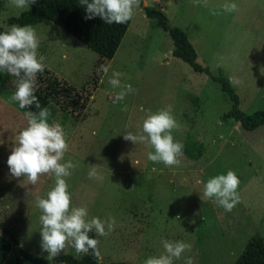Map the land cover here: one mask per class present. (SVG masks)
Instances as JSON below:
<instances>
[{
    "label": "rangeland",
    "instance_id": "obj_1",
    "mask_svg": "<svg viewBox=\"0 0 264 264\" xmlns=\"http://www.w3.org/2000/svg\"><path fill=\"white\" fill-rule=\"evenodd\" d=\"M233 2L239 10L225 14L221 6ZM147 5L164 10L170 22L188 34L200 64L214 75L222 72L240 81L232 85L243 111L264 109V0H201L198 6L192 0H143L115 56L105 63L55 22L31 25L45 65L92 97L81 118L55 104L48 107L67 136L69 150L62 163L75 165L65 178L72 206L86 205L89 219L115 217L112 237L93 230L104 264H144L164 252L162 240L192 245L174 264H185L188 257L194 264H236L252 238L264 242V124L250 129L234 119L224 120L232 107L228 94L210 75L176 56L177 45L146 15ZM28 9L0 0V29L19 25L9 19ZM103 64L110 65L107 74ZM113 71L122 74V86L130 84L135 90L119 103L114 100L121 88L109 83ZM15 90L16 78L0 71V232L15 234L28 252L48 258L41 247L42 212L36 200L47 198L55 178L42 175L31 185L10 173L8 157L27 127L25 112L11 99ZM168 106L180 125L172 134L183 144L181 162L172 167L148 160V153L154 152L150 145L124 139L127 132L143 134L149 112ZM94 165L102 179H89ZM229 170L240 179L241 198L230 212L215 198L203 197L204 183ZM258 246L255 240L250 250ZM61 254L84 255L71 245ZM4 264H17L14 250Z\"/></svg>",
    "mask_w": 264,
    "mask_h": 264
},
{
    "label": "clouds",
    "instance_id": "obj_2",
    "mask_svg": "<svg viewBox=\"0 0 264 264\" xmlns=\"http://www.w3.org/2000/svg\"><path fill=\"white\" fill-rule=\"evenodd\" d=\"M36 0H11L19 9H28ZM195 6L201 0H192ZM86 6L85 19L100 17L107 24H125L134 15L140 0H81ZM225 14L238 11L236 3H225L221 6ZM217 14L216 12L212 13ZM40 40L35 28L31 25H12L9 31L0 33V71H6L16 78V90L11 97L19 103L20 108H31L33 105L38 112L26 111L27 127L20 131L16 137L15 146L8 157L7 164L14 177H25L31 185H36L42 175L55 178L54 186L47 193V198H37L36 206L41 210L42 224L41 247L48 253V258L56 257L67 246L71 245L77 254L91 253L98 261L102 259L98 239L91 238L89 233L95 230L100 236H106L116 226L115 217L107 220L93 217L88 218L86 205L73 207L72 193L66 177L71 175L70 170L75 165L68 161L62 163L64 154L69 150L67 136L61 125L57 122L49 123L51 113L47 107H41L37 90V74L45 71V57L38 55ZM101 70L107 74L110 65H101ZM121 73L112 72L109 83L114 88H121L114 103L123 101L125 97L134 92L130 84L121 85ZM230 83L239 84L240 81L229 77ZM122 110H126L123 108ZM180 127L172 114L171 106L149 112L143 121L141 135L127 132L126 141L146 143L154 149L148 153V160L153 163H163L167 167L179 166L183 155V144L176 141L173 130ZM2 143V142H0ZM89 179H102L98 174V165L90 166ZM240 179L237 174L229 170L227 174H219L209 178L203 185V197L212 199L225 211L232 209L241 202L238 192ZM176 217V221L179 220ZM164 252L159 256H151L144 264H174L185 251H190L192 245L183 241L162 240ZM185 264H194L188 257Z\"/></svg>",
    "mask_w": 264,
    "mask_h": 264
},
{
    "label": "trees",
    "instance_id": "obj_3",
    "mask_svg": "<svg viewBox=\"0 0 264 264\" xmlns=\"http://www.w3.org/2000/svg\"><path fill=\"white\" fill-rule=\"evenodd\" d=\"M140 5L143 6V0H140ZM144 10L148 17L155 18L160 26L169 33L178 47V50L175 51L176 56H181L195 71L204 72L221 84L222 89L232 101L231 109L223 115L224 120L234 119L241 126L250 129L264 124V109L250 114L243 111L240 108V97L232 83L229 82V77L222 72L214 75L208 67L198 62V53L190 37L183 29L170 22L164 10L152 5L145 6ZM86 16V6L81 3V0H36L34 4L29 6L28 10L22 12L18 17H11L9 22L23 26L51 20L97 52L102 62L105 63V60H111L115 56L128 31L131 20L125 24H107L100 17L85 19ZM2 32L4 31L0 29V33ZM36 88L35 95L38 97L41 107L48 108L50 104H55L63 112L74 118L83 116L92 98L89 91L59 76L48 66L45 67L44 72L37 74ZM20 109L24 112L39 111L34 105L29 109ZM7 234L0 232V264H4L12 250L16 253L17 264H104L91 253L81 257L73 254H61L49 259L28 252L15 234ZM89 236L96 239L94 231L90 232ZM255 240L259 244L257 251L250 250ZM247 247L246 251L240 254L236 264H264V242L259 237H254ZM111 264L129 263L115 261Z\"/></svg>",
    "mask_w": 264,
    "mask_h": 264
},
{
    "label": "crops",
    "instance_id": "obj_4",
    "mask_svg": "<svg viewBox=\"0 0 264 264\" xmlns=\"http://www.w3.org/2000/svg\"><path fill=\"white\" fill-rule=\"evenodd\" d=\"M54 116H56V113L54 114ZM53 118H52V116L50 115V117L48 118V122L51 124V123H53ZM61 127H62V124H61ZM63 128V127H62ZM75 134V130L73 131V133L71 134V139L73 138V135ZM27 216L25 215V220H27ZM113 234L114 233H112V232H110L108 235H106L108 238H110L109 237V235L112 237L113 236ZM120 242H122L121 240H120ZM121 244V243H120ZM21 245H22V243H21ZM23 246V245H22ZM24 247V246H23Z\"/></svg>",
    "mask_w": 264,
    "mask_h": 264
}]
</instances>
